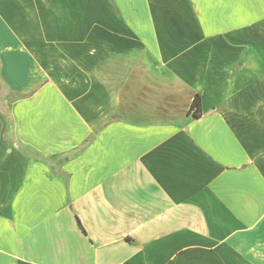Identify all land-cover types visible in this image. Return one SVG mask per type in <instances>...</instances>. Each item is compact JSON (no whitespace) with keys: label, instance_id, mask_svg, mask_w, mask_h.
Instances as JSON below:
<instances>
[{"label":"crops","instance_id":"obj_1","mask_svg":"<svg viewBox=\"0 0 264 264\" xmlns=\"http://www.w3.org/2000/svg\"><path fill=\"white\" fill-rule=\"evenodd\" d=\"M0 264H264V0H0Z\"/></svg>","mask_w":264,"mask_h":264},{"label":"trees","instance_id":"obj_2","mask_svg":"<svg viewBox=\"0 0 264 264\" xmlns=\"http://www.w3.org/2000/svg\"><path fill=\"white\" fill-rule=\"evenodd\" d=\"M189 115H191L193 118H199L202 114L201 110V96L199 94H196L191 106L189 108ZM80 223V222H79Z\"/></svg>","mask_w":264,"mask_h":264}]
</instances>
